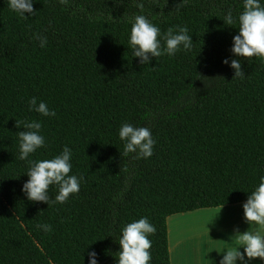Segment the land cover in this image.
I'll list each match as a JSON object with an SVG mask.
<instances>
[{
  "label": "trees",
  "instance_id": "trees-1",
  "mask_svg": "<svg viewBox=\"0 0 264 264\" xmlns=\"http://www.w3.org/2000/svg\"><path fill=\"white\" fill-rule=\"evenodd\" d=\"M33 8L21 18L0 0V264H88V250L116 264L120 229L140 217L156 229L150 264H171L170 216L245 202L264 175V58L233 56L238 23L223 20L228 11L237 18L243 0H34ZM137 15L162 33L186 26L191 49L141 65L128 46ZM226 57L240 60L242 76ZM33 96L56 115L29 111ZM25 119L41 121L45 137L33 160L72 149L70 174L84 180L63 204L21 191L28 165L17 158L16 121ZM124 122L151 130V157L124 154Z\"/></svg>",
  "mask_w": 264,
  "mask_h": 264
},
{
  "label": "clouds",
  "instance_id": "clouds-1",
  "mask_svg": "<svg viewBox=\"0 0 264 264\" xmlns=\"http://www.w3.org/2000/svg\"><path fill=\"white\" fill-rule=\"evenodd\" d=\"M63 2V0H61ZM9 9L21 18H26L35 10L34 0H7ZM227 25L238 23V33L232 37L231 53L235 57L264 58V0H243V10L237 18L228 11L223 18ZM41 48L47 44V37L34 34ZM163 42V46H162ZM192 35L186 26L169 27L166 32L150 22L144 15H137L131 24L128 46L132 56L139 58L141 65L151 63L153 57L163 54L173 56L181 48L190 50ZM223 63L235 70L234 76H242L243 71L239 59L226 57ZM29 111H35L41 116L52 117L55 110L50 109L44 101H38L35 96L28 101ZM18 130V159L27 162L28 179L23 183L21 191L29 201L63 204L71 194L77 193L84 177L70 174L72 169V149L65 145L63 150L51 159L31 158V154L45 145V137L41 134L42 122L32 119L16 121ZM118 136L123 141L124 154L135 153L137 158H149L153 154L155 141L151 130L143 126H135L124 122L118 130ZM50 186L57 191L52 199L49 195ZM243 217L248 224H256L258 229L240 231L236 229L229 239L234 243L225 247L218 264H248L256 258L264 261V175L259 177V183L250 192L242 204ZM45 232L52 230L49 223L38 225ZM209 228V227H208ZM155 226L147 217H140L124 224L117 238L120 249L116 255V264H150L151 240ZM88 264H99V254L88 250Z\"/></svg>",
  "mask_w": 264,
  "mask_h": 264
},
{
  "label": "crops",
  "instance_id": "crops-1",
  "mask_svg": "<svg viewBox=\"0 0 264 264\" xmlns=\"http://www.w3.org/2000/svg\"><path fill=\"white\" fill-rule=\"evenodd\" d=\"M243 202L199 209L197 211L174 214L177 225L187 224L186 217L196 214L197 219L209 223L210 228L199 234L188 230L171 229L167 219V237L171 264H218L225 247L234 241L229 239L236 229L253 231L259 228L256 224H248L243 217ZM172 215V216H174ZM180 217V219H179ZM190 220V219H188ZM248 264H264L259 258L249 261Z\"/></svg>",
  "mask_w": 264,
  "mask_h": 264
},
{
  "label": "rangeland",
  "instance_id": "rangeland-1",
  "mask_svg": "<svg viewBox=\"0 0 264 264\" xmlns=\"http://www.w3.org/2000/svg\"><path fill=\"white\" fill-rule=\"evenodd\" d=\"M175 216H171L168 220V222H170L171 224V229H174V230H179V231H182V230H188L190 231V233H193V234H199V233H203L205 231H207L210 226H209V223H206L207 221H203V220H199L197 219V216L196 214L192 215L191 217H186L187 220V224H184L183 226L180 227V225L176 224L177 223V219H175ZM180 219V217H179ZM190 219V220H188ZM209 227V228H208Z\"/></svg>",
  "mask_w": 264,
  "mask_h": 264
}]
</instances>
